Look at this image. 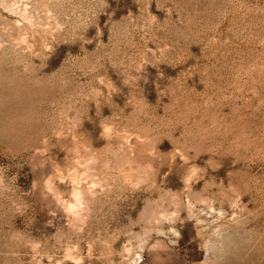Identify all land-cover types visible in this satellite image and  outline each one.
I'll list each match as a JSON object with an SVG mask.
<instances>
[{"label": "rangeland", "instance_id": "obj_1", "mask_svg": "<svg viewBox=\"0 0 264 264\" xmlns=\"http://www.w3.org/2000/svg\"><path fill=\"white\" fill-rule=\"evenodd\" d=\"M0 264H264V0H0Z\"/></svg>", "mask_w": 264, "mask_h": 264}, {"label": "bare ground", "instance_id": "obj_2", "mask_svg": "<svg viewBox=\"0 0 264 264\" xmlns=\"http://www.w3.org/2000/svg\"><path fill=\"white\" fill-rule=\"evenodd\" d=\"M75 193H76V192H75ZM77 193H78V191H77ZM76 199L78 200V198H76ZM80 199H81V198H80ZM74 201H75V200H74ZM68 204H69V203H68ZM70 206H71V205H70ZM70 206H69V207H70ZM72 206H74V205H72ZM69 207H68V208H69ZM76 209H77V208H76Z\"/></svg>", "mask_w": 264, "mask_h": 264}]
</instances>
